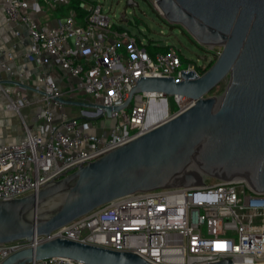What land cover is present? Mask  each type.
<instances>
[{
    "label": "built area",
    "instance_id": "obj_1",
    "mask_svg": "<svg viewBox=\"0 0 264 264\" xmlns=\"http://www.w3.org/2000/svg\"><path fill=\"white\" fill-rule=\"evenodd\" d=\"M41 1L56 7L70 0ZM1 6L7 22L26 28L30 39L27 60L42 66L52 58L76 80L72 91L111 111L106 116L100 108H79V117L61 111L55 121L51 104L61 108L55 99H62L64 93L50 75L42 73L37 79L41 88L37 89L43 93L45 106L38 115L42 120L38 132L25 126L21 140L0 143V200L36 193L49 181L73 172L77 165L99 158L193 104L190 98L175 94L176 108L170 112L167 95L143 91L134 94L126 107L113 110L124 104L142 77L179 81L182 71L201 74L193 63L181 67L173 47L150 55L134 36L113 27L115 23L100 4L81 2L83 16L79 18L71 8L53 27L39 25L28 13L29 9L40 10L37 1L1 0ZM5 57L13 59L10 51ZM0 69L14 74L2 58ZM0 96L6 99L7 108L19 113L18 104L23 105L24 100L18 93L13 99L1 81ZM54 238L132 252L152 264H208L223 259L233 264H264V193L253 190L242 178L135 192L95 208L49 236L1 243L0 264L17 251ZM28 264L83 263L51 257Z\"/></svg>",
    "mask_w": 264,
    "mask_h": 264
},
{
    "label": "water",
    "instance_id": "obj_2",
    "mask_svg": "<svg viewBox=\"0 0 264 264\" xmlns=\"http://www.w3.org/2000/svg\"><path fill=\"white\" fill-rule=\"evenodd\" d=\"M153 1L168 23L180 25L200 45L221 46V52L199 76L182 71L179 81L140 78L124 104L113 110L126 107L134 94L143 91L186 96L193 104L99 158L77 165L36 193L0 200V244L49 236L95 208L135 192L197 186L202 183L199 173L217 180L242 178L264 193V0ZM126 3L135 6L132 0ZM225 78L219 96H205ZM55 100L100 108L106 116L111 111L95 103ZM51 257L83 264H152L132 252L63 238L24 248L1 264H28ZM208 264L233 263L223 259Z\"/></svg>",
    "mask_w": 264,
    "mask_h": 264
},
{
    "label": "crops",
    "instance_id": "obj_3",
    "mask_svg": "<svg viewBox=\"0 0 264 264\" xmlns=\"http://www.w3.org/2000/svg\"><path fill=\"white\" fill-rule=\"evenodd\" d=\"M35 1L39 3L40 10L32 11L29 9L28 13L41 26L53 27L56 19L65 16L68 12L64 10L66 5L52 7L41 0H28V2ZM29 45L30 39L25 26L13 25L5 20L0 0V58L5 59L7 64L14 70V74L11 75L0 69V81L6 88H9L13 99L17 98L18 93L25 100L19 113H17L7 108L6 99L0 96V143H13L21 140L24 137L25 126L33 132H38L42 124V120L38 115L45 106L43 93L37 89V87L41 88V84L38 83L37 79L42 73L50 75L58 88L64 93L63 100L86 102L84 95L78 91H72L76 80L69 77L64 70L54 63L52 58L48 57V61L42 66L27 60L25 53L28 51ZM6 51L12 53V60L6 59ZM16 72L20 73L21 76L16 75ZM16 82L27 87L16 85ZM19 88L22 89L21 92L17 90ZM51 107L55 121H57L61 111L74 115L73 109H79L77 106L65 104H62L61 108L53 104H51ZM105 123L106 125L111 124V122Z\"/></svg>",
    "mask_w": 264,
    "mask_h": 264
},
{
    "label": "rangeland",
    "instance_id": "obj_4",
    "mask_svg": "<svg viewBox=\"0 0 264 264\" xmlns=\"http://www.w3.org/2000/svg\"><path fill=\"white\" fill-rule=\"evenodd\" d=\"M95 4H100L102 12L107 14L111 22L121 25L129 32L131 36L140 39L142 44L146 43L147 39H153L161 44H168L175 48L183 58L189 60L196 66L202 68L212 59L217 58L221 52V46L200 45L193 38L194 42L189 36L182 32L178 27H171L173 25L168 23L153 0H132L135 6H129L126 0H88ZM65 10V8H64ZM66 12V10H65ZM137 21V24L135 22ZM165 21V22H164ZM167 23V24H165ZM185 67V64L181 65ZM227 78L223 79L215 88L208 92L205 96H219L226 85ZM9 89V88H7ZM19 92L22 89H17ZM24 100L23 98L21 99ZM25 101V100H24ZM19 110L22 107L18 104ZM176 104L172 96H167V110L173 111ZM73 116L79 117V109H73ZM149 116L147 117L148 120ZM101 125V121L94 120V123ZM193 170V169H191ZM199 175V179L203 180L205 184L215 182L217 179L210 178L203 174ZM61 196L54 199V202H59ZM47 206L46 208H49Z\"/></svg>",
    "mask_w": 264,
    "mask_h": 264
},
{
    "label": "trees",
    "instance_id": "obj_5",
    "mask_svg": "<svg viewBox=\"0 0 264 264\" xmlns=\"http://www.w3.org/2000/svg\"><path fill=\"white\" fill-rule=\"evenodd\" d=\"M81 2H86L88 4H92L93 2L91 1H88V0H70L68 2V4L66 6H64L65 10L68 11L69 9L71 8H74L76 9L77 13H78V16L81 17L83 16V14H85V11L80 9L79 8V4ZM165 22V21H164ZM135 24H137V21L135 22ZM167 24V23H165ZM168 25V24H167ZM168 26H171L172 28L173 27H178L179 29L182 30L183 33L187 34L189 36V38L194 42V40L192 39V37L180 26V25H176V24H173V25H168ZM113 27L118 30V31H127L125 30L121 25H118V24H113ZM128 32V31H127ZM129 33V32H128ZM136 42L138 44V46L142 47L145 49V51H147L150 55H154L156 52H165L167 51L170 47H172L171 45H168V44H161L159 43L158 41L156 40H153V39H147L146 40V43L144 44H141L140 43V39H138L136 37ZM175 49V48H174ZM176 50V49H175ZM178 56H179V59L181 61V65L185 64V67L191 63L189 60L183 58L181 56V54L176 50ZM216 58L212 59L211 61H209L203 68L200 67V66H197V70L200 74L204 73L212 64L213 62L215 61ZM184 68V67H183Z\"/></svg>",
    "mask_w": 264,
    "mask_h": 264
},
{
    "label": "bare ground",
    "instance_id": "obj_6",
    "mask_svg": "<svg viewBox=\"0 0 264 264\" xmlns=\"http://www.w3.org/2000/svg\"><path fill=\"white\" fill-rule=\"evenodd\" d=\"M155 3V2H154ZM155 5L157 6V4L155 3ZM157 8L159 9V11L161 12V14H163L162 13V11L160 10V8L157 6ZM149 92H155V91H149ZM192 168H189V170H191ZM195 169V168H194ZM194 171H197V170H194ZM198 172V171H197Z\"/></svg>",
    "mask_w": 264,
    "mask_h": 264
}]
</instances>
